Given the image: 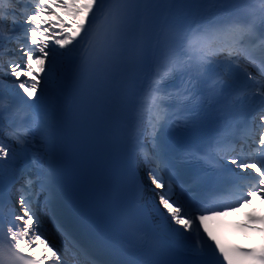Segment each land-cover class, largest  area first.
<instances>
[{"label":"snow or ice","instance_id":"obj_1","mask_svg":"<svg viewBox=\"0 0 264 264\" xmlns=\"http://www.w3.org/2000/svg\"><path fill=\"white\" fill-rule=\"evenodd\" d=\"M197 2L0 0V264H73L50 242L40 211L53 202L60 134L122 149L151 185L136 183L137 199L153 194L154 224L141 227L137 206L114 191L108 229L96 240L65 232L76 264H162L100 254L113 237L148 254L161 235L193 264H264V211L226 219L264 201V0H212L228 18L201 22L186 12ZM238 117L246 121L239 138ZM213 120L214 138L196 147ZM170 130L192 140L179 156ZM191 163L199 171L179 181ZM17 181L13 203L5 186ZM234 233L261 242L238 245Z\"/></svg>","mask_w":264,"mask_h":264},{"label":"bare ground","instance_id":"obj_2","mask_svg":"<svg viewBox=\"0 0 264 264\" xmlns=\"http://www.w3.org/2000/svg\"><path fill=\"white\" fill-rule=\"evenodd\" d=\"M258 2H253V7L256 8L258 6ZM219 5L212 3V0H198V2L195 4L196 11L193 13H190L189 18L190 20H194L197 22H201L204 20V17L210 16L214 11L217 10ZM225 9L221 8L218 13L223 12ZM63 14V13H62ZM206 15V16H205ZM66 20H68L69 23L72 21L69 17L65 16ZM50 17L45 16V20L49 19ZM35 64V62H33ZM35 68L37 71H39V66L35 64ZM52 162L53 165H56V163L59 162V158H57L56 153L52 155ZM23 166V164H21ZM20 167V165H18ZM259 198V197H258ZM260 199V198H259ZM257 201L255 200L253 202V205H256ZM260 203H264V201L260 200ZM239 212V211H238ZM238 212L231 213V216L236 215ZM57 235L53 234L52 238H57Z\"/></svg>","mask_w":264,"mask_h":264},{"label":"rangeland","instance_id":"obj_3","mask_svg":"<svg viewBox=\"0 0 264 264\" xmlns=\"http://www.w3.org/2000/svg\"><path fill=\"white\" fill-rule=\"evenodd\" d=\"M147 181H148V179H147ZM148 183H149V181H148Z\"/></svg>","mask_w":264,"mask_h":264}]
</instances>
